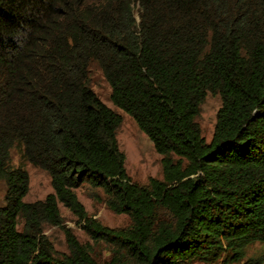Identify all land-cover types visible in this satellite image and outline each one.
Instances as JSON below:
<instances>
[{
  "label": "trees",
  "instance_id": "trees-1",
  "mask_svg": "<svg viewBox=\"0 0 264 264\" xmlns=\"http://www.w3.org/2000/svg\"><path fill=\"white\" fill-rule=\"evenodd\" d=\"M91 67L161 156V180L127 176L121 117ZM208 95L221 105L206 142L195 121ZM13 150L49 176L43 201L23 202ZM0 183V264H99L68 231L67 254L41 236L59 205L107 264H264V0H0ZM83 187L129 225L89 218Z\"/></svg>",
  "mask_w": 264,
  "mask_h": 264
},
{
  "label": "rangeland",
  "instance_id": "rangeland-1",
  "mask_svg": "<svg viewBox=\"0 0 264 264\" xmlns=\"http://www.w3.org/2000/svg\"><path fill=\"white\" fill-rule=\"evenodd\" d=\"M134 18L137 20L136 8ZM90 88L97 98L108 109L121 117V124L116 133V140L119 151L125 157V171L131 182L139 186H144L150 179L161 180V156H159L148 138L139 131L133 120L121 110L115 108L110 102V88L103 79L100 71L96 67H91ZM221 101L218 96L208 95L200 107L196 124L200 129L201 136L209 142L216 121V114L220 108ZM11 166L20 168L28 175V193L23 199L24 203H34L43 201L46 196L52 194L49 176L22 161L19 151H12ZM5 186L0 183V207L4 205ZM79 203L82 205L89 218L95 220L102 226L117 230L126 228L129 220L124 215H116L110 212L105 205V197L101 191L91 190L83 187L75 192ZM61 216L60 226H41V236H43L58 254H67V243L65 232L68 231L74 239L83 246H87L92 256L99 264H107L110 258L109 248L102 243H96L82 230L76 217L65 209L58 206ZM263 247L253 245L247 250V258L257 256ZM220 264V263H219Z\"/></svg>",
  "mask_w": 264,
  "mask_h": 264
}]
</instances>
